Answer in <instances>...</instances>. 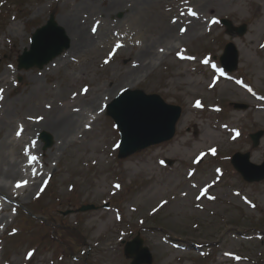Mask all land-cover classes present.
<instances>
[{
  "label": "rangeland",
  "instance_id": "1",
  "mask_svg": "<svg viewBox=\"0 0 264 264\" xmlns=\"http://www.w3.org/2000/svg\"><path fill=\"white\" fill-rule=\"evenodd\" d=\"M121 1L123 10L106 13L111 0H0V99L13 103L0 130V162L16 159L22 175L10 180L30 178L35 187L14 202L0 197V264H131L123 242L136 235L151 264H264V180L247 183L229 163L238 152H249L254 164L264 160V135L257 147L249 139L264 131V0H150L137 27L118 24L137 2ZM89 3L91 11L82 10ZM50 13H88L99 34L95 48L86 56L68 48L47 71L48 64L17 70L18 55ZM180 17L198 22L192 29L175 23L181 40H157ZM222 18L246 24V33L227 34ZM228 42L239 64L221 76ZM123 87L182 107L171 141L117 158V129L104 112H93ZM63 115L75 121L65 145L48 131L27 133ZM42 136L50 137L46 148ZM86 204L98 208L77 211Z\"/></svg>",
  "mask_w": 264,
  "mask_h": 264
},
{
  "label": "water",
  "instance_id": "2",
  "mask_svg": "<svg viewBox=\"0 0 264 264\" xmlns=\"http://www.w3.org/2000/svg\"><path fill=\"white\" fill-rule=\"evenodd\" d=\"M227 31H235L242 35L246 26L232 27L227 20L221 21ZM68 41L56 26L53 17L47 24L35 31L31 38L30 49L18 57V69L37 66L41 68L53 57L67 48ZM221 64L227 71L237 67L238 53L233 44L225 48V54L220 58ZM234 108L245 109L246 105L234 104ZM107 114L114 119L120 132L118 158H125L154 144L169 140L173 137L175 123L180 115V108L165 104L157 95H146L141 90H125L107 107ZM263 131L251 135L253 146L258 145ZM46 145L50 144V137H45ZM232 165L248 182H259L264 179V161L255 165L249 161V153H236L231 160ZM94 206L87 205L79 211L91 210ZM124 254L131 258V264H151L152 256L147 247H143L139 237L125 243Z\"/></svg>",
  "mask_w": 264,
  "mask_h": 264
},
{
  "label": "bare ground",
  "instance_id": "3",
  "mask_svg": "<svg viewBox=\"0 0 264 264\" xmlns=\"http://www.w3.org/2000/svg\"><path fill=\"white\" fill-rule=\"evenodd\" d=\"M150 0H137L135 7H134V15L132 7H125L127 15L122 20L119 21V25L126 26L129 25V22L132 23V25H135L136 27L141 25V18L143 9L145 8L146 4ZM93 7L92 3H89L88 5L82 6V10L84 11H91ZM124 7H122V1L121 0H111L108 7H106V13L110 12H117L119 10H123ZM185 9V8H184ZM132 10V11H131ZM208 14L211 13L210 10H207ZM198 14V13H197ZM88 13H85L81 15V13H75L72 15L63 16L61 18H56L57 24L62 27L64 30L65 35L69 38V51L78 56H86L88 55L94 48L97 38L99 37L98 30L97 32L93 33L92 28L88 25L87 18ZM187 20H184L181 17L177 19L176 23H181V27H189V29H192L194 25L198 22V19H194L192 22H186ZM93 22V21H91ZM107 24V23H106ZM105 25V24H104ZM176 24L171 23L168 26H165L163 30L160 32L159 37L157 40H162L165 43H172L176 40H181L182 34H179L175 30ZM131 30H134V28H130ZM129 30V31H131ZM146 46L143 47L141 50V56L144 58L143 61H145L148 58V53L146 51ZM92 49V50H91ZM52 63L48 64L46 68H44V71H47ZM121 89H124L121 88ZM119 89V90H121ZM1 95V94H0ZM3 100L0 99V130L6 127V123L10 118V110L13 103H8L7 107L4 106L2 103ZM105 105L99 110L100 112L103 111ZM98 110L94 111L93 114L98 112ZM75 124V121L73 120V117H68L67 115H63L59 118H52L51 116H47V119L40 120L33 128L27 129V133L31 136L41 132V131H48L51 134L55 135L58 140H60V145H65L67 139L69 136L73 133V126ZM6 144V139L0 142V158L5 157L6 153L4 152V146ZM13 147V145H11ZM15 153V152H14ZM12 153V155L14 154ZM15 156L18 158L20 157L19 154L15 153ZM19 175H22L21 170L19 168V165L16 161V159L9 160L6 159L0 162V197L1 199L5 201L14 202L16 199L17 194L21 191L22 193H32L35 189L34 183H31V179L29 178L27 181L28 183L26 185H23L22 187L17 188L16 185H14L13 180H10L14 177H19ZM10 181V182H9ZM13 182V183H12ZM3 209L0 207V212Z\"/></svg>",
  "mask_w": 264,
  "mask_h": 264
},
{
  "label": "snow or ice",
  "instance_id": "4",
  "mask_svg": "<svg viewBox=\"0 0 264 264\" xmlns=\"http://www.w3.org/2000/svg\"><path fill=\"white\" fill-rule=\"evenodd\" d=\"M188 12H189L190 15H192V16H196V12L192 11L191 8L188 9ZM172 22H173V23H176L175 20H173ZM215 22H216V21L214 20L213 23H215ZM98 23H99V21H97V24H98ZM96 30H97L96 27H93V28H92V32H93V33H95ZM185 31H186V29H184V28H180V32H181V33H184ZM137 43H139V41H137ZM121 46H122L121 44L117 43V44L115 45V48L118 49V48H120ZM261 47H264V45H261ZM114 51H115V49H113V52H114ZM161 51H162V49H161ZM109 55L111 56L112 53H110ZM177 55L180 56V53H177ZM180 58L183 59L184 57L181 56ZM203 62H204V63H208L207 60H205V61H203ZM105 63H108V60H107V59L105 60ZM237 83H240V81H237ZM87 91H88L87 88H84V89H83V92H82L81 94L86 93ZM249 91H251V89H249ZM0 92H3V89H0ZM73 95H75V93H74ZM0 98H2V97H0ZM195 106H196V107H200V106H201L199 100L196 101V105H195ZM49 107H50V105H49ZM29 119H31V117H29ZM37 119L39 120V119H43V118H42V117H37ZM87 126H88V125H86V127H87ZM238 134H239V133H237V135H238ZM17 135L19 136V135H20V132H17ZM210 152H211L213 155H215V153H216V149H215V148H212V149H210ZM203 155H204V154L201 153L200 156H198V157L196 158V160L199 161ZM35 160H36V157H35V156L30 157V161H35ZM219 171H220V170L217 169V172H219ZM189 175H191V173H189ZM26 184H27V181L18 182V183L16 184V187L19 188V187H22L23 185H26ZM116 187H119V185H116ZM41 191H43V189H41ZM205 191H206V189L201 190L200 195L203 196V195L205 194ZM199 198H200V197L197 196V199H199ZM209 198L211 199L212 197H209ZM28 255L31 256L32 253H29Z\"/></svg>",
  "mask_w": 264,
  "mask_h": 264
}]
</instances>
